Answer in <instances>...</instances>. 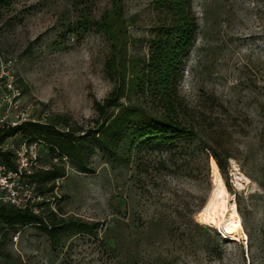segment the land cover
Here are the masks:
<instances>
[{
  "label": "rangeland",
  "instance_id": "1",
  "mask_svg": "<svg viewBox=\"0 0 264 264\" xmlns=\"http://www.w3.org/2000/svg\"><path fill=\"white\" fill-rule=\"evenodd\" d=\"M122 3L126 58L141 66L168 12L154 0ZM111 7L112 0L0 4V57L14 60L38 120L59 115L94 125L93 100L114 87L105 66L112 46L96 27L84 32L76 21L88 12L99 19ZM191 12L197 29L177 93L179 119L196 137L139 145L127 167H112L98 149L92 173L67 164L53 195L65 218L89 221L94 232L52 247L36 225L4 227L0 264H264V0H191ZM213 150L227 160L224 176ZM218 178L236 203L245 240L198 217Z\"/></svg>",
  "mask_w": 264,
  "mask_h": 264
},
{
  "label": "trees",
  "instance_id": "2",
  "mask_svg": "<svg viewBox=\"0 0 264 264\" xmlns=\"http://www.w3.org/2000/svg\"><path fill=\"white\" fill-rule=\"evenodd\" d=\"M9 1L0 0V4L7 5ZM154 1L166 8L168 16L150 44L146 63L141 66L126 58L129 38L122 0H112V7L99 19H92L88 12L76 21L84 32L96 27L112 46V55L105 66L114 87L103 100H93L96 115L93 126L72 123L69 118L58 115L48 121H28L0 128V145L16 136L20 141L40 145L38 167L26 178L36 185L38 192L49 197L42 214L1 205L0 229L36 225L48 236L52 247L64 236L93 233V223L80 218H65L57 204L58 198L53 195L56 181L66 175L67 164H72L80 172L92 173L90 158L98 149L112 167H127L139 145L149 148L172 146L177 141L196 137L193 127L179 119L181 103L177 93L183 57L191 47L197 29L191 0ZM55 44L60 45L59 42ZM133 96H141L148 102L145 105L132 103ZM212 156L224 176L226 158L215 150ZM63 157L66 161L62 160ZM53 158L58 161L54 162ZM0 162L12 165L11 152L0 148Z\"/></svg>",
  "mask_w": 264,
  "mask_h": 264
},
{
  "label": "built area",
  "instance_id": "3",
  "mask_svg": "<svg viewBox=\"0 0 264 264\" xmlns=\"http://www.w3.org/2000/svg\"><path fill=\"white\" fill-rule=\"evenodd\" d=\"M39 121L31 102L26 101L18 83L16 65L12 58L0 57V128L16 126L23 122ZM3 142L0 148L12 155V165L0 162V206L10 205L42 214L49 197L37 191L26 175L39 164L40 145L37 142ZM66 161V157L62 158ZM57 162V158H53Z\"/></svg>",
  "mask_w": 264,
  "mask_h": 264
},
{
  "label": "bare ground",
  "instance_id": "4",
  "mask_svg": "<svg viewBox=\"0 0 264 264\" xmlns=\"http://www.w3.org/2000/svg\"><path fill=\"white\" fill-rule=\"evenodd\" d=\"M216 188L210 201L198 213L201 222L215 226L218 230L233 240H245L240 216L236 203L228 201L226 187L221 178L217 179Z\"/></svg>",
  "mask_w": 264,
  "mask_h": 264
}]
</instances>
